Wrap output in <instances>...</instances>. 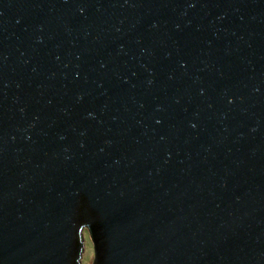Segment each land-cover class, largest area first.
Instances as JSON below:
<instances>
[{"label":"water","instance_id":"water-1","mask_svg":"<svg viewBox=\"0 0 264 264\" xmlns=\"http://www.w3.org/2000/svg\"><path fill=\"white\" fill-rule=\"evenodd\" d=\"M264 264V0H0V264Z\"/></svg>","mask_w":264,"mask_h":264},{"label":"rangeland","instance_id":"rangeland-1","mask_svg":"<svg viewBox=\"0 0 264 264\" xmlns=\"http://www.w3.org/2000/svg\"><path fill=\"white\" fill-rule=\"evenodd\" d=\"M81 239L83 240V246L82 253L80 256V264H92L93 248L88 233L85 229L82 230Z\"/></svg>","mask_w":264,"mask_h":264}]
</instances>
